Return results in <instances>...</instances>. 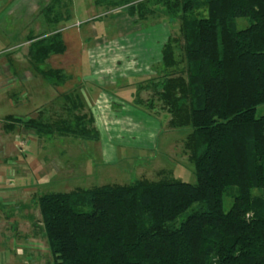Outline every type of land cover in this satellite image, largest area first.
<instances>
[{
  "label": "trees",
  "instance_id": "obj_1",
  "mask_svg": "<svg viewBox=\"0 0 264 264\" xmlns=\"http://www.w3.org/2000/svg\"><path fill=\"white\" fill-rule=\"evenodd\" d=\"M151 2L94 0L96 6L127 7L138 20L158 11ZM72 3L50 0L42 13L57 27L70 21ZM155 3L176 13L183 43L181 58L174 38L164 44V73L154 92L172 126L191 127L185 148L197 181L140 178L41 195L47 264H264V113L258 114L264 107V0ZM239 18L248 25L239 29ZM29 41L37 73L54 86L69 80L63 69L46 65L66 51L61 29ZM61 96L63 117L41 113L15 122L40 138L57 133L98 141L100 131L83 112L77 89Z\"/></svg>",
  "mask_w": 264,
  "mask_h": 264
},
{
  "label": "rangeland",
  "instance_id": "obj_2",
  "mask_svg": "<svg viewBox=\"0 0 264 264\" xmlns=\"http://www.w3.org/2000/svg\"><path fill=\"white\" fill-rule=\"evenodd\" d=\"M27 2L28 0H6L2 16L8 13L11 8L14 10L19 8L20 11ZM74 3L76 9H74V17L70 21L79 22L83 34L92 36L91 41H82L81 49L90 48L98 42V45L89 51L91 65L96 71L100 69L99 79L104 77L105 79L102 80L109 79L102 81L105 84L112 81L115 83L118 77L126 78L129 83L125 91V100L127 101L118 100V103H115V99L108 98L110 104L108 119L100 117V122H95L99 123L100 127H98L102 133L104 132L105 137L111 138L113 144L116 145L117 153L113 155L114 159L110 163L105 151L101 150V137L98 141H88L71 134L59 135L55 133L52 136H45L44 149L39 150L38 153L37 149L34 150L36 157L44 160L50 169H55L57 173L59 169V175L68 176L70 179L67 180V183L66 181L55 184L52 182L49 184L50 186L44 187L45 190L40 194L51 191L71 192L77 188H92L105 184H127L140 178L156 180L170 176L185 182L196 183L194 162L191 161L190 151L185 148V140L191 127L172 126L166 111L167 107L162 105L154 92V82L164 73L162 63L164 44L170 38H174L175 56L181 58L182 55L183 38L179 31L178 19L174 16L176 13L169 14L166 11V6L156 4L155 0H152L150 4L154 5L158 11L148 14L147 18L143 20H138L137 16L130 17L127 7L110 8V6L101 5L92 10L93 0H74ZM36 17L33 19L35 20V35L44 34L70 24V21L67 24L61 22L59 27L55 28L50 24L51 28H48L45 19L40 16ZM133 19L137 20L133 21ZM9 21H11L10 18L0 19V23L3 24H0V55L4 52V56L8 52L7 50L13 48L7 55L13 54L19 75L10 79L5 76L4 82H17L18 85H21V83L26 84L33 81L38 84H46L51 87L48 90L51 100L44 105L47 106V115L52 120L63 117L66 112H63L61 108L65 104H63L62 94H57L55 91L58 86L50 84L37 73L28 57L29 26H20V34L13 38L11 32H15L16 27L10 25ZM23 21L25 20L23 19ZM247 25V18L237 20L239 29ZM94 33L99 35H94ZM183 65L184 63H181V67ZM168 71H174V66ZM128 75L137 76L128 77ZM81 84H86L85 97L89 101L85 102L84 112L91 111L93 113L95 96L91 95L93 99L89 96L87 89L89 84ZM61 86L59 85V87ZM109 92L113 95L117 94L114 90ZM81 95L84 101L83 91H81ZM149 101L153 104H149ZM35 106L32 104L30 108L33 109ZM42 107L43 105H40L37 109ZM119 111L142 119L146 124L154 123L153 129L160 128V131L153 135L150 134L149 137L146 136L147 134L141 135L142 132H145L142 123L135 124L128 119L121 118L116 115ZM263 113L264 107L259 108L258 114ZM108 127L110 128L106 129ZM123 144L128 145L124 146ZM26 151L28 152V150L24 152ZM76 156L79 159H76ZM71 159L81 162L83 170L80 168L81 172H77L78 177H74L76 173H72ZM231 205V197L225 196V210L228 211Z\"/></svg>",
  "mask_w": 264,
  "mask_h": 264
},
{
  "label": "crops",
  "instance_id": "obj_3",
  "mask_svg": "<svg viewBox=\"0 0 264 264\" xmlns=\"http://www.w3.org/2000/svg\"><path fill=\"white\" fill-rule=\"evenodd\" d=\"M49 1L41 0L40 3V0H28L20 11L19 8L16 10L11 8L8 13L2 16L6 0H0V19L7 20L10 18V25L16 27V33L14 31L11 32L13 38L16 37L15 35L18 36L20 34V26H29V40L34 36L41 37V35H48L56 29L44 34L35 35V20L33 19L36 16H40L45 19L48 28L50 27L49 22H47L42 13V9ZM91 5L92 10L98 8L94 0ZM74 9L76 7L73 0L71 19L74 17ZM36 18L39 19L38 17ZM136 20L133 19V21ZM0 24L3 25L2 23ZM60 24L57 26L59 27ZM80 25L79 22L70 21V24L67 26L58 28L62 31L67 48L62 54L50 56L46 60V65L63 69L70 75L69 80L62 84L61 87L55 86L57 94H63L72 89H77L80 94L83 91L85 104V102H89L88 98L85 97L86 84L81 83L89 84L87 86L88 94L92 99L91 95L95 96L93 100L94 109L93 113L91 111L85 113L92 116L95 122H100V117L108 119V113H110L108 98L115 99V103H118V100L127 101L125 100V91L129 83L126 78L120 79L118 77L115 83H112V81L105 84L103 82L109 79L102 80L105 77L98 78L100 69L98 71L94 70L89 59V51L95 48L98 42L90 48L81 49L82 41H91L92 36H89V34L88 36L84 35ZM94 35L99 34L94 33ZM12 49L7 51H12ZM8 52L4 54L5 57L3 56L4 52H1L2 54L0 55V264H47L51 261V253L39 209L40 192L45 190L44 187L50 186L49 184L52 182L55 184L66 181L67 183L70 178L59 175V169L57 173L55 169H50L44 160L36 157L34 150L37 149L38 153L39 150L44 149L45 137L40 138L35 129L27 128L15 122V119L27 121L31 118H37L41 113L47 115V106L44 105L51 100V95L48 92L51 87L33 81L26 84L21 83V85H18L17 82L5 83V76L10 79L19 75L13 54L7 55ZM130 76L134 77L137 75H128V77ZM110 90L116 91L117 94H110ZM121 92L122 94H120ZM32 104L36 105L33 109L30 108ZM40 105H43V107L37 109ZM116 115L128 119L135 124L142 123L145 132H142L141 135L147 134L146 136L149 137L150 134L153 135L160 131V128L153 129L154 123L146 124L142 119L135 118L130 114H123L119 111ZM98 124L96 125L99 129L100 126ZM99 131L101 134V129ZM103 133L102 136L100 135L102 140L101 150L105 151L110 163L114 159L113 155L117 153V149L112 139H108ZM123 145L127 146L128 144ZM25 150H28V152H24ZM76 159H79V157L76 156ZM76 159H71L73 163L72 173H76L74 177H78L77 172H81L80 168H82L81 162H76Z\"/></svg>",
  "mask_w": 264,
  "mask_h": 264
}]
</instances>
